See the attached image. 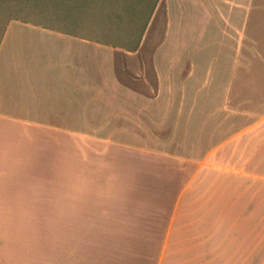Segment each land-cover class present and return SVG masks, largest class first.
<instances>
[{"label":"crops","instance_id":"crops-1","mask_svg":"<svg viewBox=\"0 0 264 264\" xmlns=\"http://www.w3.org/2000/svg\"><path fill=\"white\" fill-rule=\"evenodd\" d=\"M184 1L150 9L171 27ZM187 1L219 21L209 42L264 43V0ZM238 91L123 87L110 47L12 21L0 44V264H264V116L230 129Z\"/></svg>","mask_w":264,"mask_h":264},{"label":"rangeland","instance_id":"rangeland-1","mask_svg":"<svg viewBox=\"0 0 264 264\" xmlns=\"http://www.w3.org/2000/svg\"><path fill=\"white\" fill-rule=\"evenodd\" d=\"M88 1L31 0L24 11L15 15L20 21L76 34L110 47L115 74L123 87H189L192 95L194 90V96L201 98L205 91L220 93L227 87H238L237 108H228V117L233 121L229 123L230 129L237 131L242 125L246 128L264 116L263 42H209L211 35H218L219 21L211 22L209 11L187 0L171 8V27L164 7L154 11L142 35L149 12L139 19L122 7L140 9L142 14L143 9L151 8L153 0ZM107 14L111 20L105 18ZM4 30L7 29L1 21L0 41ZM259 33L260 40H264V28ZM232 93L235 96L234 90ZM241 94L243 100L239 101ZM200 99L196 106L201 109ZM222 105L216 103L212 109ZM101 239L107 242V237Z\"/></svg>","mask_w":264,"mask_h":264},{"label":"trees","instance_id":"trees-1","mask_svg":"<svg viewBox=\"0 0 264 264\" xmlns=\"http://www.w3.org/2000/svg\"><path fill=\"white\" fill-rule=\"evenodd\" d=\"M30 1L31 0H0V22H4L5 23V26H6V29H7V26L9 25V23H11L12 21H20L19 19L16 18V13H19V11H24V9L26 8L25 6H27L28 4H30ZM86 2H89L88 0H85ZM108 2H111V0H107ZM147 0H145L144 2H146ZM91 2V1H90ZM153 8L155 7V3L153 4ZM123 11L124 12H134V13H131L130 15H133L134 17H137L139 19H141V17L144 15L145 12H149V15H148V18L146 19L145 21V24L142 26V29H141V35L142 33H144V31L146 30L150 20H151V17L154 13V10L153 9H143L142 11V14H141V10L140 9H134V7H132L133 9H128V6H124L122 7ZM136 8V7H135ZM140 10V11H139ZM106 12V11H105ZM136 13V14H135ZM138 13V15H137ZM140 13V14H139ZM105 18H108L109 20H111V16L110 15H106ZM5 32L6 30L3 31V34L1 36V41L5 35ZM1 41H0V44H1Z\"/></svg>","mask_w":264,"mask_h":264}]
</instances>
